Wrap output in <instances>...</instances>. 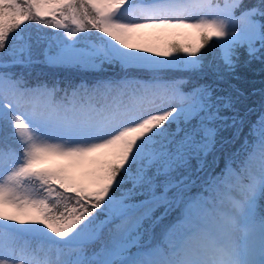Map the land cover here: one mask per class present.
Wrapping results in <instances>:
<instances>
[{
    "label": "snow or ice",
    "instance_id": "obj_1",
    "mask_svg": "<svg viewBox=\"0 0 264 264\" xmlns=\"http://www.w3.org/2000/svg\"><path fill=\"white\" fill-rule=\"evenodd\" d=\"M149 28L199 42L138 48ZM242 58L264 66V0H0V264H264ZM41 62L122 75L30 81Z\"/></svg>",
    "mask_w": 264,
    "mask_h": 264
},
{
    "label": "trees",
    "instance_id": "obj_2",
    "mask_svg": "<svg viewBox=\"0 0 264 264\" xmlns=\"http://www.w3.org/2000/svg\"><path fill=\"white\" fill-rule=\"evenodd\" d=\"M69 26L71 24L69 22ZM37 25L30 23V31L35 34ZM43 31L48 32L49 34L58 31L54 29H43ZM83 35V34H81ZM100 35L96 30H92L89 38L95 40V37ZM211 58V57H209ZM25 72L29 74L28 78L32 82H48L49 84L56 82L59 83L61 87L64 86L69 81L78 82L82 79L91 80L96 75H103L106 77H119L122 75L121 70L117 66H105L100 72H84L77 69L71 68H61V67H50L44 63H35L29 69H24ZM205 71H209L207 68ZM236 76L239 79H232V83H235L237 87L244 92L247 100L244 101V104L252 105L258 103L261 99L259 95V90L264 89V66L259 63H253L251 65L245 64L243 58L239 67L236 69ZM253 93H255L253 95ZM246 131V130H245ZM232 130L227 129L222 131L219 134V137L231 138ZM243 136L241 137V140ZM240 141H237L235 145H226V148H232L233 150L236 147H239ZM211 159V157H209Z\"/></svg>",
    "mask_w": 264,
    "mask_h": 264
},
{
    "label": "rangeland",
    "instance_id": "obj_3",
    "mask_svg": "<svg viewBox=\"0 0 264 264\" xmlns=\"http://www.w3.org/2000/svg\"><path fill=\"white\" fill-rule=\"evenodd\" d=\"M153 33L154 35L146 37V40H148L146 44L142 45V41L138 37V34L131 42L138 48L150 47L158 50H167L173 43L192 46H195L198 43V40L195 38L190 40L191 37L189 35L191 34V31L189 30L187 32L186 28L156 29ZM50 163L56 165L59 162L51 161Z\"/></svg>",
    "mask_w": 264,
    "mask_h": 264
},
{
    "label": "bare ground",
    "instance_id": "obj_4",
    "mask_svg": "<svg viewBox=\"0 0 264 264\" xmlns=\"http://www.w3.org/2000/svg\"><path fill=\"white\" fill-rule=\"evenodd\" d=\"M156 29H151V28H149V29H143V30H140V32L138 33V37L141 39V41H142V45L143 44H146L147 42H148V40H146V37L147 36H152V35H154V31H155ZM55 160H59V159H54V161Z\"/></svg>",
    "mask_w": 264,
    "mask_h": 264
}]
</instances>
